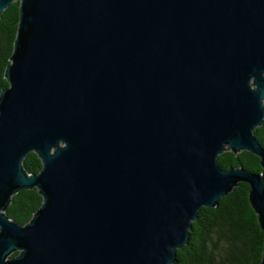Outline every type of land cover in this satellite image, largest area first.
<instances>
[{
  "label": "water",
  "instance_id": "1",
  "mask_svg": "<svg viewBox=\"0 0 264 264\" xmlns=\"http://www.w3.org/2000/svg\"><path fill=\"white\" fill-rule=\"evenodd\" d=\"M15 1L0 264H173L199 211L241 182L264 232V0H0V16ZM225 151L262 172L222 169ZM33 189L22 226L7 208Z\"/></svg>",
  "mask_w": 264,
  "mask_h": 264
},
{
  "label": "trees",
  "instance_id": "2",
  "mask_svg": "<svg viewBox=\"0 0 264 264\" xmlns=\"http://www.w3.org/2000/svg\"><path fill=\"white\" fill-rule=\"evenodd\" d=\"M19 19V1L13 2L0 16V94L9 86L5 71L11 63ZM255 136L264 148V123L256 129ZM218 164L224 170L242 167L248 172H262L259 157L247 151L237 155L225 151L219 155ZM23 166L28 173L37 174L42 162L36 153H30ZM249 192L250 185L241 182L219 199L217 207L202 208L192 223L188 243L177 250L173 264H260L264 232L250 204ZM42 203L43 197L37 189L21 190L12 197L7 215L24 226Z\"/></svg>",
  "mask_w": 264,
  "mask_h": 264
}]
</instances>
